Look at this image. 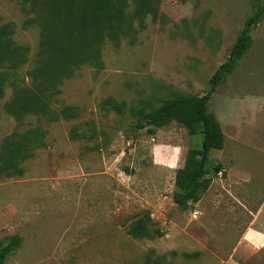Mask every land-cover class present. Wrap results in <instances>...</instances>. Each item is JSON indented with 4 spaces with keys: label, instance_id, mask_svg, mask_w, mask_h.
<instances>
[{
    "label": "rangeland",
    "instance_id": "374dc122",
    "mask_svg": "<svg viewBox=\"0 0 264 264\" xmlns=\"http://www.w3.org/2000/svg\"><path fill=\"white\" fill-rule=\"evenodd\" d=\"M140 1L127 0L130 35L103 41L100 68L80 65L47 114L17 122L6 104L31 86L40 30L27 4L0 0V24L27 49L21 64H0V143L43 131L22 174L0 175V247L20 238L3 264H264V13L208 102L224 142L209 153L196 201L176 205L174 177L202 134L174 121L135 129L141 117L131 111L204 95L258 0H156V15L139 17ZM64 106L74 115H61ZM140 216L158 235L128 233Z\"/></svg>",
    "mask_w": 264,
    "mask_h": 264
},
{
    "label": "trees",
    "instance_id": "16d2710c",
    "mask_svg": "<svg viewBox=\"0 0 264 264\" xmlns=\"http://www.w3.org/2000/svg\"><path fill=\"white\" fill-rule=\"evenodd\" d=\"M27 4L34 17L31 23L40 30L38 52L33 68L29 71L31 86L15 88L12 99L6 104L7 113L17 122L25 114L45 115L49 112V102L59 92L57 86L63 78L69 77L83 64L100 68V48L104 40L118 42L122 36H129V14L125 13L127 0H19ZM156 0H141L135 15H156ZM24 7V6H23ZM264 13V0H258L252 13L245 19L229 54L212 73L209 90L202 96L187 95L169 99L148 111H136L140 121L133 128H146L152 133L170 122L185 127L189 134H202L200 148L188 149L182 167L175 172L174 183L177 190L173 201L184 207L189 201L198 199L202 180L206 174L208 156L211 150L222 148L224 135L213 113L208 111V102L216 87L225 76L232 72L251 45L250 29ZM141 19V18H139ZM12 24H0V64L15 67L26 59L27 49L12 42ZM0 80V93L2 91ZM118 113L124 111L122 103L107 100L102 103ZM60 114L66 118L74 115L73 108L64 106ZM56 115V114H54ZM43 131L39 126L18 134L5 136L0 143V175H21L20 163L41 144ZM37 141V143H36ZM218 170V168H216ZM219 171V170H218ZM147 216L134 220L128 233L135 238L158 235L150 226ZM20 244L18 236L0 247V264L16 250Z\"/></svg>",
    "mask_w": 264,
    "mask_h": 264
}]
</instances>
